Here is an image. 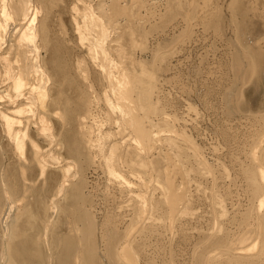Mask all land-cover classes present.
Returning <instances> with one entry per match:
<instances>
[{"label":"bare ground","instance_id":"1","mask_svg":"<svg viewBox=\"0 0 264 264\" xmlns=\"http://www.w3.org/2000/svg\"><path fill=\"white\" fill-rule=\"evenodd\" d=\"M150 1L0 0V132L11 152L0 149L1 264H157L148 252L153 245L150 240L158 238L163 230L175 234L168 237L169 242L186 246L191 235L185 225L193 218L194 213L190 211L194 199L209 200L212 216L209 219L213 220V226L198 235L190 251L191 264H264V132L250 141V149L244 153L246 162H237V173L245 185L246 208L236 206L239 209H231L228 216L225 202L228 195L224 199L218 195L212 180L209 193L196 186L195 196L189 194L188 188L185 189L189 174L203 179L212 172L211 167L185 133L181 135L160 127L165 120L157 119V114L163 113L166 103L158 99L155 75L147 67L162 63V54H157L156 49L150 50L148 64L133 53L138 49L134 45L135 36L140 38L157 29L162 33L176 18L188 26L189 18L200 16L204 29L218 33L223 23L220 11H215L218 0H202V7L200 0H161L163 9L144 10L142 14L141 8H152ZM159 2L156 0L153 4ZM228 6L237 19L239 16L246 19V27L262 35L261 42L253 38L251 44L252 39L245 45L236 39L240 34L230 40L233 47L229 54L230 85L220 92L224 113L248 112L264 125V105L256 113L250 108L242 110L247 105L242 94L245 84L252 83L254 92L264 83V15L259 10L260 6L264 7V0H230L227 8L232 14ZM55 18L59 25L66 22V32L63 31L69 40L59 38L60 34L52 31ZM157 20L160 22L154 24ZM73 50L75 60L71 61ZM146 50L145 46L140 51L146 53ZM45 51L49 52L50 68L42 56ZM158 70L163 72V66ZM50 118L60 119L57 120L64 128L63 144L74 162L52 156L51 147L58 145L59 139ZM32 133L48 149H43ZM220 135L225 142L234 138L225 128ZM27 150L30 161L26 158ZM13 159L20 162L23 173L24 165L35 167L38 179L44 182L52 170L59 177L50 200L46 199V191L35 196L44 214V218H39L43 226L39 235L26 232L29 219L18 216L22 208L18 206L17 214L13 206L21 205L13 201L21 188L17 178H13L11 163L6 164ZM72 166L77 170L71 175ZM89 168H100L108 187L118 193L117 212L123 210L121 218L118 215L119 221L114 214L118 222L111 220L109 225L108 213L99 219L93 214V200L83 192L87 182L83 173ZM29 185L24 183V193ZM62 196L63 204L71 200V206L67 203L68 208L62 213L64 223L61 221L67 233H56L50 240L53 219L63 208L58 210L57 202ZM125 219L131 221L127 224L129 227L120 230L119 225ZM229 226L237 232L233 233ZM240 235L244 236L240 238Z\"/></svg>","mask_w":264,"mask_h":264},{"label":"rangeland","instance_id":"2","mask_svg":"<svg viewBox=\"0 0 264 264\" xmlns=\"http://www.w3.org/2000/svg\"><path fill=\"white\" fill-rule=\"evenodd\" d=\"M159 1L160 2L157 3L158 5L153 4L156 2V0L150 1V2H153V3H150L152 8H150V6H149L148 7L149 11L146 10V8H141L142 9L141 12L143 11L145 14V11L156 12L159 8L163 9V5L161 4L162 1L161 0H159ZM214 1H216V0H214ZM200 2H201V5L199 4V6L202 7L203 6L202 0H200ZM216 2L217 3H215V2L214 3L218 8L215 11L221 12V13L219 12V15H220L222 22H223L222 25L220 26V31L218 33L213 32L211 29H208V30L204 29L203 26L201 25L200 19H198L200 16L193 17L192 19L189 18V21H190L189 24L190 25L188 24V26L187 25L185 26V24L183 23L184 21L182 22V20L180 18H176V20H173L174 22L169 23L166 28H163L164 30H162V33L158 32V29H157V30H153L151 32H148V34L146 36H140V38H139V36H135L134 39L136 41H134L135 42L134 45L137 46L138 49L136 48L135 52H133V53H135V57L142 58L143 60L147 61L148 64L151 61L150 50L156 49L157 54H159V53H160V55L162 54L161 56H163V58H164V61L162 63H154L151 66L147 67L148 69L150 67L151 68V69H149L150 72H152L155 75L153 77L156 81V85L159 88V93H160V94H158V99H160L161 102L166 103L165 104L166 107L163 108L164 111L162 110L163 113L161 111H159V114H157V116H158L157 119L162 118L160 120H163V118H164V120H165L164 122L161 121L160 127H161V129L165 128L163 130H168V131L171 130L172 132H175V133H178L181 135H183L185 133V137L187 136V138L190 140V142L193 145L195 144L196 146L199 147L198 150L203 154L204 161L211 167V170L213 172V173L211 172L212 174L210 173L209 175L207 174L208 172L206 173L209 177L208 178L207 175H205L207 177V179H206V177H203V179H202V177L194 176L193 174L191 175V173H190L189 177H188V183L189 184L188 185L186 184L187 186L185 185L186 187L185 186L184 187L186 190L188 188L189 194L192 193L191 195L195 196L196 186L197 187L199 186L202 191L209 193L210 189L212 188L210 186L211 180L215 181L216 185H215L214 189L216 191L215 190L214 191L216 193H218V195L221 194L220 196H222L223 199L226 196L225 194L228 195V197L226 196L227 198L225 197L226 198L225 202L227 200L226 205H227L228 214H227V212H226V214L229 216V215H231V213H230L231 209H232V211L236 210L233 208H237V207L243 209V208H246V206L248 205L246 195L244 197V194H245L244 186L245 185L237 173V169H238L237 162H238V160H239V162H242V161L246 162V160H245L246 157H245L244 153H246L248 151V149H250V144H251L250 141L251 140L253 141L257 137L256 136L257 134L264 132V131H262V129H264V125H261L262 123L258 120V118H256L255 116L252 117V115H249L248 112H246V113L245 112H241V113L237 112L234 114H230V115L226 114L225 115V113H224L225 108H224V104H223L221 97H220V92L222 91L221 89H223L225 87H229V85H230L231 73H230V69H229V67H230L229 66V62H230L229 56L231 55L230 53L232 52V48H233L231 46V44H229L230 40L233 39V37H236L237 35L240 34L239 36L236 37V39H238V40L240 39L239 40V42L241 41L240 44L245 45V43H248L247 41H250L252 39V41L249 42L251 44V42H253V38L256 40H259V38L261 39L260 35H262V33L255 32L254 30L252 31L251 28L246 27L245 26L246 22H244L246 19L241 18L240 16H239L240 19L239 18L237 19L238 16L236 14L234 15V13L231 11L232 9L230 10V6H228V7H229L230 12H232V14L229 13L227 5L230 4V0L222 1L224 3H222L220 0H218ZM153 6H155V7L158 6V7L155 8ZM224 9H226V10H224ZM263 9H264V7L260 6L259 10H260V12L262 10V14L264 15ZM143 12H142V14H143ZM221 14H223V15H221ZM248 17L250 18L249 15H248ZM57 19L58 18L54 19V27H53L52 31L57 33V35L60 34L59 38H62V39L66 38L67 40H69L67 38L68 36L65 35L66 33L64 34V31L66 32V30H64V28L66 29V25H64V24H66V22H64V24L62 23L59 25L60 22ZM158 21L160 22V20L154 21L155 22L154 24H156ZM235 21H237V22H235ZM232 23H233V25H230ZM61 28H63V29H61ZM234 29H236V31H235L236 35H234L235 34V32H233ZM243 29H245V30H243ZM58 31H60V32H58ZM62 31H63V33H62ZM70 33H71V30L69 29V34ZM186 34H187V36H185ZM64 36H66V37H64ZM241 36H243V37H241ZM136 37H138V40ZM141 37H144V38H141ZM172 37H174L176 39H174ZM249 37H250V39H249ZM245 38H248V39L245 40ZM140 39H141V41H140ZM170 39H173V41ZM256 40H255V42H256ZM159 42H160V45H159ZM258 42H261V41L259 40ZM156 43H158V45H156ZM145 46L148 47V51L146 50V51H144L146 53H143L140 50L143 49V47H145ZM133 48H135V47L133 46ZM160 48H162V49H160ZM45 52H46V54L43 53L42 56H44L43 58H45L44 60L47 64L48 68H50L49 67L50 66L49 65V58H48L49 52L48 51H45ZM72 54H73V56H72L73 58L71 57L72 59L71 58L70 59H71V61H74L75 60L74 50H73ZM162 66H163L164 70H163V72H160L158 69L161 68ZM224 73H225V75H224ZM251 79H253V77ZM250 84H252V83H246L245 88L242 89L243 90L242 91L243 97L247 101V105H248V106L246 105V107L243 105L242 110H245V109L247 110V108H250L252 112L256 113L257 110L259 108H263L262 105H264V92H263L264 91V83L261 85L260 90L258 89L257 91H254L255 93L252 91V89H251L252 87H250L251 86ZM256 92H257V94H256ZM255 94H256L257 99H256V97H255V99H252V97H254ZM253 100L255 101V103ZM248 101H250V102H248ZM260 105H261V107H260ZM57 111H59V110H57ZM159 115H162V116L159 117ZM149 116L150 115H148V117ZM152 118H153V115H152ZM55 119L50 118V121L54 125V128L56 129L55 130L56 131V137H58V139H59V140H57V143H58V145L60 144L61 146L54 145L51 147L50 151H51V153H53L52 156L58 155V156H60V158H63L67 161H73L74 162L75 161L74 158L70 154L67 153L65 146L63 144L64 143L63 142V137H64L63 136V133H64L63 129L64 128L60 127V121H58L60 119L59 118H57L58 120L57 119L55 120ZM154 120H156V119L154 118ZM164 125H165V127H164ZM224 128L227 129L234 136V138L230 142H225L224 140H222V136L220 135V131H221V129H224ZM258 128L260 129V131H258L259 130ZM164 134H165V132H164ZM32 137L36 141L38 140L36 137V133H32ZM37 142L40 144V146L43 149H48L47 144H45L39 140ZM60 147H62V148L59 149ZM0 149H2L5 153H11L9 151L7 145H6V140H4L1 136V132H0ZM262 149H264V147H262ZM58 150H59V152H58ZM242 150H243V152H242ZM234 152L237 153L238 155L235 154ZM30 157H31L30 152H29V150H27L26 158L28 161L31 160ZM0 161H2L1 158H0ZM9 162L11 163V166H12L11 170L14 172V175H15V176H13V178H15V179L17 178L16 180L19 183V189L21 188L20 189L21 193H18L17 196H14V200H13V201H15V203H20L21 205L13 204V206L16 207V208L15 207L14 208L16 209L17 214L20 210L18 208V206L20 208H22L21 209L22 212L20 210L19 214H23V215L18 214V216H21V217L24 216L23 219H25V220L29 219L28 220L29 222H27V224H25L27 226L26 232L32 233V235H36V234L39 235V234H41V232H43V226L41 227V225H40V224H42V221L40 219L44 218L43 217L44 214L42 212V208L40 207V204L36 201L35 196L37 194L41 193V191H46V195H47L46 199L48 197V200H50L52 198L53 191L56 188V184L58 182L59 177H58L57 173L52 170L53 172L52 171H50L51 173L49 172L47 179H46V182H44V180H39L38 179V170L33 166H31V167L28 166V164L23 166V167H25L26 170L24 172L25 175L22 176L21 173H23L24 168L21 170L19 169L22 166V165H20V162L15 161L13 159V160L6 162V164H8ZM74 168L75 167H73V166L70 167V174L71 175L76 173L77 169H74ZM71 169H72V171H73V169L75 171H73V173H71ZM100 170H101L100 168L99 169L98 168H96V169L95 168H89L83 173L84 182L87 181L85 183L86 188L84 187L85 190H83V192L85 191L84 192L85 195L89 194V197L91 196L90 197V198H92L91 201L93 200L92 201L93 203L91 202V206H92L91 210H92L93 214H95V216H97L96 218L99 219L108 213L106 217L108 218V222H111V223L109 224L107 222V224L111 225L112 224L111 220H113L115 222V220H116L115 217H118L119 213H120V218H121V212L123 210L119 209V213L117 212V210H118L117 201L120 200L117 198L118 193L115 192L111 186L108 187L109 184L107 183V179L104 176V174L102 173V171H100ZM221 172H222V174H221ZM223 174L225 176H223ZM12 175H13V173H12ZM22 177H24V179ZM25 177H26V179H25ZM76 177H77V175H76ZM213 177H214V180H213ZM24 180H26V181H24ZM194 181H195V183H194ZM25 182L28 185L30 183L31 184L29 185L30 190L27 189L28 192L26 191L24 193L23 188H24ZM190 182H191V184H190ZM106 185H107V187H106ZM200 189L198 191H200ZM228 191H229V193H228ZM200 195H202V194L200 193ZM105 196H107V197H105ZM194 196H193V198H194ZM23 198H24V200H23ZM63 200H64V196H62L61 199L59 198L57 200V202L59 203L58 204V210H59V207H61V208L63 207V208L61 209V211L60 210L58 211L59 213L56 217L54 216L55 218L53 219V224H52L53 226L49 229L50 234L48 237L50 238V240L55 238L56 233H60V234H66L67 233L66 227L64 225H61V221H63V223H64V216L62 215V213H63V210H67L68 205L71 206V200H69V199L66 200L68 205H67V203L63 204L62 203ZM194 201L195 202H193V208L190 211L191 213L192 212L194 213L191 216L193 218L190 219L188 221V224L185 225L187 231L189 230L190 235H191V238H190L191 240L189 241V243H186V246L181 245V244H177L174 241L169 242L170 240L168 239V237H170V238L172 236L175 237V234L171 233L172 235H170L169 231H168L169 234L167 232H165L166 233L165 234L164 231L161 229H160L161 233H159V237L155 238V239L153 238L150 240V244H153V245L149 246L150 248L148 249V252H149V255L151 254L153 257H155L154 260L157 262V264H170V263L171 264H191L192 261L190 259V251H191L192 246L195 245V243H197L198 235L202 234L204 232H208L209 229L211 228L209 226H211L213 224V222H212L213 220L211 221L209 219L210 217L212 219V216L209 215V212L211 214V210H209L211 208H209L210 206H208L209 200H205L206 202L205 201L198 202L196 199H194ZM116 204H117V206H116ZM23 205H24V207H22ZM63 205H65L66 209ZM198 205H200V206H198ZM231 205H232V208L229 207ZM25 208L28 209L29 211L26 210ZM107 208H108V210H107ZM239 208H237V209H239ZM17 209H18V211H17ZM115 209H116V212L114 211ZM202 210H203V212H202ZM16 212L14 211V213H16ZM110 214L111 215L113 214V215L111 216ZM108 215H109V217H108ZM27 216H28V218H27ZM110 216L111 217L115 216V217L111 218ZM34 217H35V219H34ZM31 218L33 219V221L31 220ZM117 220L119 221V217L117 218ZM117 220H116V222H118ZM128 222L130 223L131 221L130 220L128 221V219L122 220L121 223H123V224L119 225L120 230H124L128 226L127 225ZM209 222H211V224ZM33 224H35V226H33ZM188 226H189V228H188ZM190 227H191V229H190ZM229 228L232 229L233 233L237 232L236 228L234 229L232 226H229ZM27 230H29V231H27ZM243 236L244 235H240V238ZM236 237H237V235H236ZM245 237L247 238V236H245ZM167 245H169V247ZM152 246H154V247H152ZM26 247H27V245H26ZM39 250H40V248H39ZM168 251H170V254L171 253L172 254L170 255ZM42 252H43V248H42ZM0 256H1V254H0ZM171 256H172V259H171ZM168 262H170V263H168ZM0 264H1V260H0Z\"/></svg>","mask_w":264,"mask_h":264}]
</instances>
